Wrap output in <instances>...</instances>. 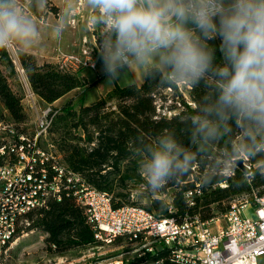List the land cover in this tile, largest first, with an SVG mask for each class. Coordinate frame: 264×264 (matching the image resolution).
I'll return each mask as SVG.
<instances>
[{
    "label": "clouds",
    "instance_id": "1",
    "mask_svg": "<svg viewBox=\"0 0 264 264\" xmlns=\"http://www.w3.org/2000/svg\"><path fill=\"white\" fill-rule=\"evenodd\" d=\"M82 7L101 29L96 55L109 82L131 71L162 88L202 89L183 118L187 143L174 130L132 142L145 193L198 168L202 186L234 178L241 162L264 173V0H62L51 26L49 0H0V50L35 49L48 31L61 39ZM254 175L245 168L237 183Z\"/></svg>",
    "mask_w": 264,
    "mask_h": 264
},
{
    "label": "trees",
    "instance_id": "2",
    "mask_svg": "<svg viewBox=\"0 0 264 264\" xmlns=\"http://www.w3.org/2000/svg\"><path fill=\"white\" fill-rule=\"evenodd\" d=\"M50 13L58 14V8L51 2L47 15ZM35 16L37 19L45 18L40 13H35ZM93 37L98 46L100 36L96 30H93ZM210 43L218 46L219 40ZM16 56L32 93L56 111L48 137L63 164L88 186L109 196L113 208L140 207L159 218H174L177 223L195 217L206 222L226 213L229 201L236 196L251 194L254 189L258 190L256 196L264 195V173L259 171L257 162L244 164L255 175L245 178L243 184L237 183L242 175L240 169L234 178L202 186L199 177L203 170L198 168L192 175L164 189L174 190L170 202L160 199L164 190L155 196L145 193L137 160L130 152L132 142L137 137L151 139L164 130H174L177 137L187 143L182 131L186 126L183 118L193 113V105L202 95L201 88H162L144 79L140 86H115L97 101L78 109L66 103L57 110L53 104L74 90L87 88L86 79L79 77L64 63L39 65L35 57L26 52H16ZM219 57L217 52V61ZM14 74L15 66L8 50H0V103L10 120L23 125L26 115L21 99L12 92L7 82L8 77ZM168 93L174 94L179 101L164 108L159 102L165 104ZM133 190H141L140 197L148 198L149 206L131 201ZM27 219L30 222L28 229L46 234L44 243L49 250L54 248L63 252L100 245L83 211L71 198L51 202L47 209L31 213ZM121 239L127 244L138 242L129 237L117 238L113 242ZM152 247L154 251L150 260L159 264H175L170 250L155 245Z\"/></svg>",
    "mask_w": 264,
    "mask_h": 264
},
{
    "label": "built area",
    "instance_id": "3",
    "mask_svg": "<svg viewBox=\"0 0 264 264\" xmlns=\"http://www.w3.org/2000/svg\"><path fill=\"white\" fill-rule=\"evenodd\" d=\"M82 54L87 56V51ZM65 61L94 68L71 56ZM26 103L35 116L33 128L0 117V264L9 263L11 247L29 227V214L69 198L81 208L101 244L129 237L143 247L150 244L151 253L153 245L167 248L175 264H259L264 258V195L232 200L226 213L206 222L195 217L177 223L135 206L115 209L109 196L63 164L48 137L56 111L30 89Z\"/></svg>",
    "mask_w": 264,
    "mask_h": 264
},
{
    "label": "rangeland",
    "instance_id": "4",
    "mask_svg": "<svg viewBox=\"0 0 264 264\" xmlns=\"http://www.w3.org/2000/svg\"><path fill=\"white\" fill-rule=\"evenodd\" d=\"M49 2H51L53 6L57 7L55 2H58V0H49ZM87 10L88 9L85 7L82 9L84 15L88 13ZM59 11L60 10L58 8V13ZM57 16L58 14L57 15H53L51 13L48 14L46 16L47 25L51 26L52 24H54L56 22L55 19H57ZM43 19H37V20L39 21ZM81 21L84 22L81 24ZM71 24L76 25V20L72 21ZM79 24H81L80 28L82 27L83 29V27H85L87 24V20L81 19ZM94 30H96L99 36H101V29L96 28ZM63 35L66 41L68 39V35H66V33ZM61 39L58 40L53 39L51 37L50 31L46 32L42 37L40 45L37 48L32 49V51L35 52L39 57V59H36V57L34 56L36 62L39 65H42L43 63H64L67 67L75 71V68L71 64H69L68 62L66 63L64 62L65 57L64 59L61 58L62 56L60 51L61 47L59 48L60 46L59 43L61 42ZM70 39L71 36L69 37V40ZM71 49L69 50V47L65 48L63 50L64 51L63 55L71 56L72 55ZM8 52L15 66V74L12 75L11 77H8L7 82L12 92L21 99V104L23 106V110L26 115L25 124H23L22 126L27 129L33 128L32 126L35 120V116L33 112L27 107V103H26V94L28 92V89H30V87L27 83L24 72L20 71V67L18 66L17 56H16L17 51L8 50ZM4 74L8 76L7 72H4ZM180 89H183V86H180ZM86 98H89V96L85 93V90L83 91L75 90L72 91V93L69 96L64 97L60 101L58 100L57 103H54L53 108L58 110L64 104L70 103L74 109H78V107L84 105ZM177 100L178 99L174 96V94L168 93V96L165 100L166 103L164 104V102L161 101L159 102V104L162 105V107L164 106V108H166V106L167 107L173 106V104L177 102ZM41 105H43V103H41ZM164 108H163V112L164 111L166 112ZM160 112H162V109H160ZM0 115L7 116V112L3 109L1 103H0ZM133 191L134 192L130 197L131 201H134L141 206H149L148 198L141 199L140 197L142 192L141 190L140 191L136 190V192L135 190ZM257 191L258 190L254 189V192H252L251 194H242L234 197L232 200H238L242 198H248V199L253 198V196L257 195ZM173 193H174L173 189H166L164 190V193L160 195V199L164 200L165 202H170ZM232 200L229 202H232ZM219 216L220 214L215 217H219ZM34 218L35 216H33V219ZM212 226L213 224H210V227ZM26 228L22 230L23 232L19 233V237L16 243L11 247L9 253L10 261L8 264H88L102 260H113V261L122 260L123 264H159L150 260L151 252L147 250L151 246L150 244H147L146 246L143 247L139 243L127 244L125 240L121 239L116 242H112L111 244L100 243V245L96 247H87L83 249H75V250L73 249V250L61 252L54 248H51L50 250L48 249V247L44 243L46 234H44L43 232L37 229H28V227ZM259 264H264V258L259 260Z\"/></svg>",
    "mask_w": 264,
    "mask_h": 264
},
{
    "label": "crops",
    "instance_id": "5",
    "mask_svg": "<svg viewBox=\"0 0 264 264\" xmlns=\"http://www.w3.org/2000/svg\"><path fill=\"white\" fill-rule=\"evenodd\" d=\"M57 7L61 8L62 0H58V2H55ZM82 7L79 12L77 13L76 17L72 20H76V25H72L70 23L69 28L64 32L66 35H68V39L65 41L64 35L62 36L61 42L59 43L61 47V58H66V55L64 54V49L69 47V50L71 49L72 55L71 57H74L76 60H79L82 62H89V63H95L94 68H90L89 66L84 65H75L76 63L64 61L65 63L68 62L71 64L75 71L77 72L79 77H83L86 79L88 83V87L77 90V91H83L85 90V93L89 96V98H86L85 103L83 106L89 105L90 103L97 101L101 97H103L107 92L112 90L115 86L118 87H124L127 85L135 84L137 86H140L144 82V78L141 77L139 72H129L126 75H124L120 80H117L115 82H109L106 77L101 72V66L97 59L96 55V48L98 47L95 43V39L93 37V28L91 29L88 26V23L85 27L80 28V25L84 22L81 21V24H79L80 20H87V17L89 15V10H87V14H83ZM56 20V19H55ZM71 21V22H72ZM79 21V22H78ZM71 36V39L69 40V37ZM74 38V40H73ZM86 45V46H85ZM65 46V47H64ZM64 48V49H63ZM68 50V51H69ZM87 51V56L82 54V51ZM26 53L31 54L36 57V59H39L37 54L33 52L32 50L26 51ZM54 56V55H53ZM69 57V56H68ZM52 61V60H51ZM49 62V61H47ZM75 91V90H74ZM72 93V92H71ZM71 93L67 94L65 97L69 96ZM64 98V97H63ZM61 98V99H63ZM60 99V100H61ZM59 100V101H60ZM87 101V102H86ZM57 103V102H55Z\"/></svg>",
    "mask_w": 264,
    "mask_h": 264
},
{
    "label": "water",
    "instance_id": "6",
    "mask_svg": "<svg viewBox=\"0 0 264 264\" xmlns=\"http://www.w3.org/2000/svg\"><path fill=\"white\" fill-rule=\"evenodd\" d=\"M239 167H240V169H242V170H244L246 167H245V165L244 164H242V162L241 163H239Z\"/></svg>",
    "mask_w": 264,
    "mask_h": 264
}]
</instances>
